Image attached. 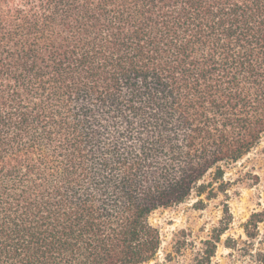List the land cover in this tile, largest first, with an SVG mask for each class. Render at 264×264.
<instances>
[{
    "label": "trees",
    "instance_id": "16d2710c",
    "mask_svg": "<svg viewBox=\"0 0 264 264\" xmlns=\"http://www.w3.org/2000/svg\"><path fill=\"white\" fill-rule=\"evenodd\" d=\"M263 134L264 0H0V264H149Z\"/></svg>",
    "mask_w": 264,
    "mask_h": 264
},
{
    "label": "rangeland",
    "instance_id": "374dc122",
    "mask_svg": "<svg viewBox=\"0 0 264 264\" xmlns=\"http://www.w3.org/2000/svg\"><path fill=\"white\" fill-rule=\"evenodd\" d=\"M224 169V191L208 198L195 190L184 202L151 214L149 221L158 228L161 244L149 264H194L204 241L219 231L213 263L264 264V222L256 229L249 226L253 236L244 230L252 213L264 216V134L251 152ZM208 181L210 174L200 183Z\"/></svg>",
    "mask_w": 264,
    "mask_h": 264
}]
</instances>
